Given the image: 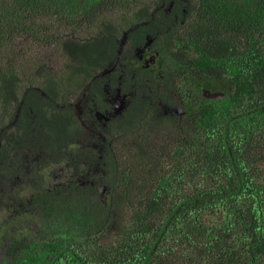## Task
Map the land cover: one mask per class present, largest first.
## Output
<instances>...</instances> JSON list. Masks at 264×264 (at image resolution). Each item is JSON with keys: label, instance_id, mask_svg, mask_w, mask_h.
Returning a JSON list of instances; mask_svg holds the SVG:
<instances>
[{"label": "trees", "instance_id": "16d2710c", "mask_svg": "<svg viewBox=\"0 0 264 264\" xmlns=\"http://www.w3.org/2000/svg\"><path fill=\"white\" fill-rule=\"evenodd\" d=\"M144 3L0 0V158L27 124L55 133L23 183L30 202L0 199V264H264V0H190L178 53L208 77L189 78L182 118L139 90L115 142L79 139L65 105L99 82ZM36 44L63 55L61 76L44 60L20 71ZM201 87L221 95L202 102Z\"/></svg>", "mask_w": 264, "mask_h": 264}, {"label": "flooded vegetation", "instance_id": "af4514ba", "mask_svg": "<svg viewBox=\"0 0 264 264\" xmlns=\"http://www.w3.org/2000/svg\"><path fill=\"white\" fill-rule=\"evenodd\" d=\"M143 1L145 3L139 8H148L149 16L123 30L118 40V55L108 68L97 75L96 80L101 77L99 82L88 84L75 103H64L68 111L73 109L79 116V139L83 141L90 137L91 146H105L109 139L123 135L125 126L121 120L139 90L149 92V103L158 112L182 118L185 112L181 91L192 93L189 78L200 77V80L207 81V74L194 67L187 52L178 53L179 34L186 26L190 0ZM185 58L187 60H183ZM183 62L191 66L182 68ZM204 88H200L198 97L202 102L211 99L205 96V92L213 91L211 87ZM60 107L65 109L63 105ZM36 114L34 111L31 115L32 123ZM61 117L58 113L49 112L48 123L53 118ZM41 119L44 117L37 115L35 123L43 126ZM31 126H25L19 148L13 153L17 156L6 160L0 158V199L12 200L19 206H23L25 201L30 202L23 183L29 180L34 185L33 171L36 164L51 160L55 150V133L37 132L36 128L29 130ZM50 171L54 180L62 178L56 172L63 169L54 162Z\"/></svg>", "mask_w": 264, "mask_h": 264}, {"label": "rangeland", "instance_id": "374dc122", "mask_svg": "<svg viewBox=\"0 0 264 264\" xmlns=\"http://www.w3.org/2000/svg\"><path fill=\"white\" fill-rule=\"evenodd\" d=\"M51 48L52 47H50V48L46 47V48L42 49L38 44L29 47L25 51V54L23 55V57H21V58L25 59L22 62L24 64H21V62L18 63L20 71L28 73V74H32L33 72L36 71V65H37L36 62L38 60H44V61L50 63L51 65L56 66V69H55L56 73L59 76H61L64 73V68H65V65L63 63L64 62L63 55L60 56L58 54L59 56H57V54H55V59L52 60L53 57L51 55H53V53L51 52ZM52 50H54L56 53L55 49L52 48Z\"/></svg>", "mask_w": 264, "mask_h": 264}, {"label": "water", "instance_id": "95a60500", "mask_svg": "<svg viewBox=\"0 0 264 264\" xmlns=\"http://www.w3.org/2000/svg\"><path fill=\"white\" fill-rule=\"evenodd\" d=\"M220 95H221V93H219V92H212V91L205 92V96L207 98H218Z\"/></svg>", "mask_w": 264, "mask_h": 264}]
</instances>
